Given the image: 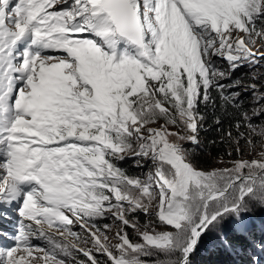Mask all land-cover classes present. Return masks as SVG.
<instances>
[{
    "label": "snow or ice",
    "instance_id": "snow-or-ice-1",
    "mask_svg": "<svg viewBox=\"0 0 264 264\" xmlns=\"http://www.w3.org/2000/svg\"><path fill=\"white\" fill-rule=\"evenodd\" d=\"M258 43L264 0H0V264H194L212 234L235 250L223 226L247 238L264 209ZM201 105L227 125L223 167L195 162Z\"/></svg>",
    "mask_w": 264,
    "mask_h": 264
},
{
    "label": "trees",
    "instance_id": "trees-1",
    "mask_svg": "<svg viewBox=\"0 0 264 264\" xmlns=\"http://www.w3.org/2000/svg\"><path fill=\"white\" fill-rule=\"evenodd\" d=\"M212 96L213 99H217L215 91L212 92ZM243 102L247 107L248 102L244 99ZM200 111L205 114L206 120L200 132L201 143L192 151L195 162L199 167L206 169L211 167L218 159L223 158L225 161L229 159L226 155L229 149L220 142L223 133L227 131V125H224V128L221 130L220 127L215 124L212 116L215 109L211 106L205 108L201 105ZM131 164L132 161L127 160L122 162L120 166L128 174L133 175V170L135 168ZM252 214H254V216H251L253 219L248 222L251 234L248 235L247 238H242L232 224L226 223L223 226V232L233 242L235 250L221 247L215 234H212L204 241L198 253L193 257L194 264H248L250 256L254 251L257 252L258 250L254 248L253 245L258 244L261 241L260 238L264 236V233L260 232V224H262V228H264V219L258 216L256 209L253 210Z\"/></svg>",
    "mask_w": 264,
    "mask_h": 264
},
{
    "label": "rangeland",
    "instance_id": "rangeland-1",
    "mask_svg": "<svg viewBox=\"0 0 264 264\" xmlns=\"http://www.w3.org/2000/svg\"><path fill=\"white\" fill-rule=\"evenodd\" d=\"M256 47L259 49V51L264 52V47H261V45L259 43L256 45ZM216 63H217V67H220V68L225 67V64L223 61L217 60ZM237 78L241 79L247 83L251 79V69H249L247 67L242 68V69H238L233 75V79H237ZM242 98L248 102V105L252 103L250 97L247 94H244ZM260 123H264V121H260ZM237 158H241V157H237ZM242 158L252 159L253 157L246 153L245 156ZM219 160L220 159H218L211 167L206 168V169H211L213 167H223L224 165L220 164ZM131 165H133V163ZM134 168H135L133 170L134 176H142L144 174V172L147 171V169H140V168H137L135 166H134ZM255 209L258 212V216H260L261 218L264 219V209H261L259 206H257ZM252 213H253V211L250 213V216L248 217V222H249V220L253 219V217H251V216H254V214H252ZM9 215L12 217L11 219L0 218V237H3V233H7L10 236L15 231V221H16L17 217L15 216L14 212H10ZM136 219L139 221V223L141 225H143L144 223L147 222V217H145L142 213L136 214ZM108 222L112 223V221H108ZM100 224L102 227L103 221H101ZM260 228H261L260 232L264 233V228H262V224H260ZM75 230L80 231V229L78 227L75 228ZM128 232H129L130 236L132 237V239L135 240L137 238L135 232L132 229L129 228ZM263 237H261L260 240H263ZM11 243H12L11 240L7 239L6 237L3 238L4 246L10 245ZM33 243L43 246L42 240H34ZM257 254H259V249L257 250Z\"/></svg>",
    "mask_w": 264,
    "mask_h": 264
}]
</instances>
